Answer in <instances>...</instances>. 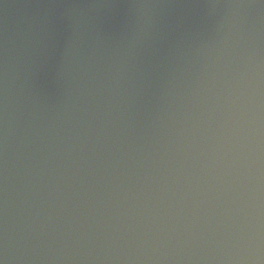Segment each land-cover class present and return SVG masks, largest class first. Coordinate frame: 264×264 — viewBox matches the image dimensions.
<instances>
[{
  "label": "water",
  "instance_id": "95a60500",
  "mask_svg": "<svg viewBox=\"0 0 264 264\" xmlns=\"http://www.w3.org/2000/svg\"><path fill=\"white\" fill-rule=\"evenodd\" d=\"M0 264H264V0H0Z\"/></svg>",
  "mask_w": 264,
  "mask_h": 264
}]
</instances>
